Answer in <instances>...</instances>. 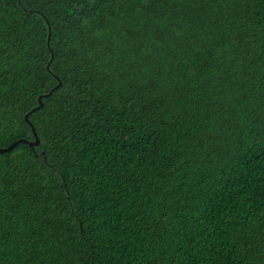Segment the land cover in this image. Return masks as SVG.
Instances as JSON below:
<instances>
[{
    "label": "trees",
    "instance_id": "16d2710c",
    "mask_svg": "<svg viewBox=\"0 0 264 264\" xmlns=\"http://www.w3.org/2000/svg\"><path fill=\"white\" fill-rule=\"evenodd\" d=\"M56 77L0 176L3 264H264V0H0L8 146Z\"/></svg>",
    "mask_w": 264,
    "mask_h": 264
},
{
    "label": "snow or ice",
    "instance_id": "6c2138e0",
    "mask_svg": "<svg viewBox=\"0 0 264 264\" xmlns=\"http://www.w3.org/2000/svg\"><path fill=\"white\" fill-rule=\"evenodd\" d=\"M90 2H95V0H90ZM142 3H148L149 0H141ZM206 2V0H205ZM227 2L236 3L239 2V0H227ZM83 7V5H81ZM43 108L44 106L41 105ZM31 115V113H29ZM66 116L67 113L62 112L57 107H51L47 109L43 114V120H44V126L42 127V132L44 133L46 140H52L55 136L61 135L63 133L64 127L66 126ZM25 120H27V116H25ZM35 131V128L32 129ZM7 129L4 126L3 120H0V176L3 175L5 165L7 164L8 160H15V155L12 157H8L7 153L11 152L13 148H15L17 145L15 142L11 144V147L8 146V142L4 139V135ZM181 163L183 161L181 160ZM175 165H173L174 167ZM0 191H2V187H0ZM3 204V201L0 200V205ZM0 236H2V232H0ZM2 243V241H0ZM4 249L3 247H0V258L3 257ZM0 264H3V260L0 259Z\"/></svg>",
    "mask_w": 264,
    "mask_h": 264
},
{
    "label": "water",
    "instance_id": "95a60500",
    "mask_svg": "<svg viewBox=\"0 0 264 264\" xmlns=\"http://www.w3.org/2000/svg\"><path fill=\"white\" fill-rule=\"evenodd\" d=\"M47 23L49 24L48 21H47ZM50 37H51V28H49L48 44L50 43ZM53 60H54V54L52 53V59L50 60V62H49V64H48V69L50 68V66H51V64H52V62H53ZM56 79H57L58 82H59L58 86H56L54 89H52L51 92H50L49 94H45V95L40 96V97H39V106H38L37 108H35L34 110H32L31 112H29V113L33 114L35 111L42 109L41 105L44 106V104H43V99H44V98H49V97L54 93V91H56L57 89H59L60 87H62V82L60 81V79H59L58 77H56ZM29 113L26 115V116H27V120H25V121L28 123V125L31 127V129H33L34 124L29 120V117H30ZM34 128H35V127H34ZM32 132H33V135H34L35 141H28V140H26V139H21V140L15 142L16 145L18 146L19 144L23 143V144H26V145L30 146V147L33 148V149H34L35 147H38V146L40 145V139H39L38 134H37V132H36V128H35V131L32 130ZM17 146H16V147H17ZM9 147H11V146H9ZM16 147H15V148H16ZM15 148H13L12 151H13ZM8 153H9V152H8ZM81 231H82V230H81Z\"/></svg>",
    "mask_w": 264,
    "mask_h": 264
}]
</instances>
